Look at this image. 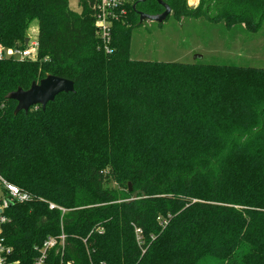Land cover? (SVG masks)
Segmentation results:
<instances>
[{"label": "trees", "instance_id": "1", "mask_svg": "<svg viewBox=\"0 0 264 264\" xmlns=\"http://www.w3.org/2000/svg\"><path fill=\"white\" fill-rule=\"evenodd\" d=\"M96 2L0 0V45L25 47L38 22L35 57L0 61V171L34 197L6 212L13 260L34 264L64 233L46 264H264V69L132 59L133 6L158 15L157 0L127 7L107 54ZM165 2L177 18L264 23V0ZM49 75L75 92L15 115L7 96Z\"/></svg>", "mask_w": 264, "mask_h": 264}, {"label": "rangeland", "instance_id": "2", "mask_svg": "<svg viewBox=\"0 0 264 264\" xmlns=\"http://www.w3.org/2000/svg\"><path fill=\"white\" fill-rule=\"evenodd\" d=\"M199 1L188 3L197 6ZM69 3L72 11L81 12L80 0ZM28 38L38 40L37 21L32 23ZM131 57L151 62L264 69V23L258 32H250L240 24L227 27L225 21L213 23L205 18H177L171 14L162 23L144 21L133 30ZM110 186L120 189L116 184Z\"/></svg>", "mask_w": 264, "mask_h": 264}, {"label": "built area", "instance_id": "3", "mask_svg": "<svg viewBox=\"0 0 264 264\" xmlns=\"http://www.w3.org/2000/svg\"><path fill=\"white\" fill-rule=\"evenodd\" d=\"M133 2L134 0H97L94 8L96 11L95 27L107 54H112L114 52V49L111 47L114 24L124 20V17L128 15L127 7L133 4ZM37 47L38 43L36 40H30L25 47L19 45L15 47L0 45V61H25L34 58L37 53ZM32 200H34V197L31 194L8 181L0 171V264H21L19 261L13 260L12 248L6 245L3 237V227L10 222V218L7 216L6 212L12 205L16 203H26ZM49 208L51 210H61L65 212L64 209L54 203H50ZM137 233L140 234L141 231L137 230ZM66 239L67 236L64 233L58 237H49L42 248L39 249L40 255L35 260L34 264H46L49 252L55 248H60L62 252L61 255H64ZM60 264L70 263H65L62 258Z\"/></svg>", "mask_w": 264, "mask_h": 264}, {"label": "water", "instance_id": "4", "mask_svg": "<svg viewBox=\"0 0 264 264\" xmlns=\"http://www.w3.org/2000/svg\"><path fill=\"white\" fill-rule=\"evenodd\" d=\"M143 2L147 0H141ZM157 2L164 8V12L158 15H149L137 10V3L134 4L133 9L140 16V23L144 21H154L158 23L164 22L171 14V7L165 2V0H157ZM190 6H193L189 4ZM30 38L25 40V45H28ZM74 83L70 80L59 78L53 75H49L40 82H33L29 90H23L19 88L17 91L11 92L8 96V100H14L17 102L15 115L21 111L26 113L34 106H42L46 109L50 102H54L56 97L61 93H74ZM130 191H132V185L130 184Z\"/></svg>", "mask_w": 264, "mask_h": 264}, {"label": "bare ground", "instance_id": "5", "mask_svg": "<svg viewBox=\"0 0 264 264\" xmlns=\"http://www.w3.org/2000/svg\"><path fill=\"white\" fill-rule=\"evenodd\" d=\"M193 1H194V2H193ZM191 2H192V3H195V2H196V0H191Z\"/></svg>", "mask_w": 264, "mask_h": 264}]
</instances>
